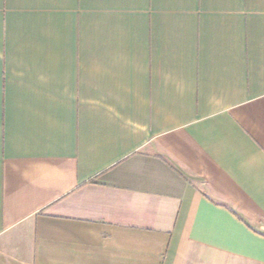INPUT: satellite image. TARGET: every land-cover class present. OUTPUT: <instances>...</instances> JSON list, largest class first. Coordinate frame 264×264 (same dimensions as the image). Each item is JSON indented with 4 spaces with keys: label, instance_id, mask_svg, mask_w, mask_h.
<instances>
[{
    "label": "crops",
    "instance_id": "0c3cea01",
    "mask_svg": "<svg viewBox=\"0 0 264 264\" xmlns=\"http://www.w3.org/2000/svg\"><path fill=\"white\" fill-rule=\"evenodd\" d=\"M0 264H264V0H0Z\"/></svg>",
    "mask_w": 264,
    "mask_h": 264
}]
</instances>
